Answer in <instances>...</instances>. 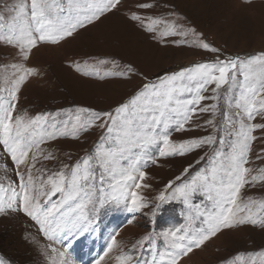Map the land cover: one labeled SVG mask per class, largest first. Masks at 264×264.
Here are the masks:
<instances>
[{
  "label": "snow or ice",
  "instance_id": "1",
  "mask_svg": "<svg viewBox=\"0 0 264 264\" xmlns=\"http://www.w3.org/2000/svg\"><path fill=\"white\" fill-rule=\"evenodd\" d=\"M163 8L161 0L151 4L146 0H134V3L129 0H84V3L67 0L66 5L61 0H31L30 10L27 3L21 2L5 9L15 15H0V28L7 30V35H0V41L17 49L16 55L20 58V62L13 65V77L5 89L7 102L0 97V146L16 165L19 183L0 184V214H24L48 241L55 243L90 230L95 216L109 203L106 184L112 190V200L117 204L123 201V207L131 213L129 223L144 208H151V215L155 216L164 201L178 196L185 205L196 209L199 226L165 233L166 238L171 236L172 239L170 250L163 254L167 260L162 255L160 264H181L182 257H188L194 249L201 248L224 231L249 224L264 230V203L260 212L253 213L255 202L241 197V189L246 185L264 188V149L254 153L260 161L259 166H252L255 162L248 155L254 140L264 144V53L249 59L217 58L214 62L164 72L154 80L145 78L114 107L100 110L80 107L69 114V119L59 123L49 113H40L34 118L13 116L15 105L12 102L18 99L21 85L27 77L38 74L26 66L32 51L40 45L61 46L108 16L127 11L130 13L125 17L127 21L157 42L219 52L204 42L202 33L186 30L180 24V17L173 22L163 16L157 19L143 15L146 11ZM161 24L165 26L163 31L158 27ZM176 36L182 39H166ZM189 36L191 39L187 38ZM98 65H111L112 70L101 76L96 71ZM70 67L84 77L95 75L101 79L125 80L140 77L131 62L120 63L108 57L95 59L91 64L85 60L83 66L73 60ZM222 88L225 89L226 107L222 121L217 124L215 114L220 111L218 102ZM209 91L212 95L206 96L204 93ZM205 100L217 103L202 104ZM233 106L235 111H232ZM208 112L213 113V119H203L200 115ZM254 120L258 122L253 123ZM208 127H212L213 132L207 135L189 136L179 141L171 139L173 132H207ZM90 129L101 130L94 154L88 153L82 161L77 160L72 165L65 163L55 171L36 167L40 156L52 158L41 148L46 141L69 136L78 138ZM256 130H259L258 136L253 135ZM229 137L232 140L225 153L223 146ZM206 148L211 152L204 151ZM153 149L157 150L159 158L182 160L200 150L204 154L196 162L204 161L206 165L199 169L191 164L183 167L181 175L164 185V191L155 198L159 202L155 207H151L150 198L145 199L133 191V188L150 187L137 181H144L147 176L141 168L156 165ZM219 159L227 161L222 177L218 176L215 166ZM121 161H127V165H122ZM246 164L250 166L245 167ZM207 165L212 166L210 175ZM21 166L28 170L27 173L20 170ZM33 169L40 173L39 177L34 176ZM45 173L50 174L45 177ZM198 194L211 202L210 211L202 212L201 205L195 203L194 197ZM53 197L57 199L53 200ZM118 248L115 235H112L105 255L95 264H102L105 257L113 259L114 264H139L131 255L112 256ZM52 253V264L65 255L56 248H52ZM241 255L243 253L238 254L237 259ZM62 264L69 262L63 260ZM145 264L149 262L145 261ZM151 264H157V261L153 259Z\"/></svg>",
  "mask_w": 264,
  "mask_h": 264
},
{
  "label": "rangeland",
  "instance_id": "2",
  "mask_svg": "<svg viewBox=\"0 0 264 264\" xmlns=\"http://www.w3.org/2000/svg\"><path fill=\"white\" fill-rule=\"evenodd\" d=\"M27 3L30 10L31 0H0V15L6 17L15 15L14 12L5 11L17 3ZM67 4V0H61ZM84 3V0H78ZM154 3V0H146ZM134 3V0H129ZM163 10L155 12L146 11L143 15L159 19L161 16L170 21H176L180 17V24L189 32L195 30L202 33L205 41L219 49L212 53L191 45L173 46L165 41L154 40L151 35L134 28L125 17L130 13L125 11L118 15L108 16L102 22L82 31L75 39H69L61 46L40 45L32 51L26 66L34 69L37 75L26 78L18 92V99L14 103L13 116L34 118L40 113H49L56 122L69 119V114L80 107L94 110L114 107L117 101L126 98L141 80H154L156 76L169 71H178L182 68L192 67L198 63L214 62L219 59L237 58L249 59L253 55L264 53V0H161ZM172 13V15H170ZM186 18V19H183ZM160 31L164 25L158 26ZM0 35H7L5 28H0ZM158 35V33H157ZM191 39V36L187 37ZM168 41L182 39V37H168ZM17 49L6 46L0 41V97L5 102L8 100V92L5 90L8 80L13 77V65L20 62L16 55ZM114 58L120 63L131 62L138 69L140 77L133 80L98 76L84 77L76 73L70 64L73 60L81 63L87 60L91 64L98 58ZM112 66L98 65L96 71L101 76L105 71H111ZM242 80L243 77H240ZM146 82V81H145ZM187 83V82H186ZM214 87V85H213ZM238 92V90H237ZM225 89H221V99L218 102L220 111L215 114V122L222 121V112L226 107L224 100ZM206 96L212 93H204ZM186 98V97H185ZM217 103L212 100L202 101V104ZM232 111H235L234 106ZM203 119H213V113H203ZM195 118V117H194ZM258 121H253V123ZM100 129H90L88 133L78 138L63 137L55 141H46L41 145L45 154L51 159L40 156L37 168L46 167L51 170H59L63 164H74L88 153H95V145L99 142ZM213 132L212 127L207 132L176 133L171 139L182 140L189 136H202ZM219 135V133H217ZM258 136L259 130L253 132ZM229 137L223 146L225 153L229 151ZM264 149V144L258 140L251 143L249 159L254 161L252 166H259L260 161L254 155ZM156 165L149 164L143 167L147 173L144 181L150 185L147 189H135L145 199L150 198L151 207L159 203L155 198L164 191V185L175 176L182 174L183 167L191 164L199 169L205 162L197 164L196 160L203 151L197 150L185 160L181 158H159L157 150ZM204 151L211 152L206 148ZM39 155V154H38ZM126 166L127 161H121ZM218 176H223L227 161H216ZM250 165L246 164L245 167ZM209 175L211 174V165ZM22 171L27 169L21 166ZM17 167L6 156L0 146V184L7 186L9 183H19L16 176ZM34 176L40 173L33 169ZM47 174L45 173V177ZM119 179V176H117ZM115 183V181H110ZM109 197L103 209L95 216L90 230L83 234L68 236L62 241L52 243L38 231V226L24 214L7 216L0 214V264H52V248H56L65 255L57 259L56 264H62L67 260L69 264H95L101 256L105 255L107 244L111 242V236L115 235L119 248L111 255H131L134 261L145 264L155 259L160 264L162 255L169 249L171 236L165 237V233L187 227H198L199 219H196V209L191 205H185L180 197H174L164 201L156 215H151V208H144L135 214V220L128 222L131 217L120 204L112 200V190L105 185ZM167 194V193H166ZM241 197L246 201H254L253 213L260 212L264 203V188L241 189ZM57 197H53V200ZM195 203L201 205V211L211 210V202L202 194L194 197ZM131 206L129 200V207ZM147 238V239H146ZM47 249V255L45 254ZM243 253L238 259L237 255ZM166 261L167 256L163 255ZM102 264H114L113 259L105 257ZM181 264H264V230L258 225H245L232 231H224L211 238L201 248L194 249L188 257L181 258Z\"/></svg>",
  "mask_w": 264,
  "mask_h": 264
}]
</instances>
